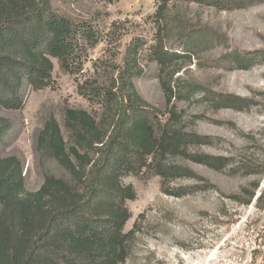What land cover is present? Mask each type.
Here are the masks:
<instances>
[{"label": "rangeland", "instance_id": "obj_1", "mask_svg": "<svg viewBox=\"0 0 264 264\" xmlns=\"http://www.w3.org/2000/svg\"><path fill=\"white\" fill-rule=\"evenodd\" d=\"M48 2L55 15L90 28L97 40L84 44L76 73L60 75L52 60L48 88L33 91L23 81L21 108H0L11 122L0 156L21 161L25 189L43 183L35 147L44 122L53 117L68 140L63 110L98 116L101 101L90 91L117 84L124 59L137 51V94L162 125L192 138L163 160L186 170L180 177L122 179L136 193L126 202L131 217L124 232L134 236L124 264H264V0H231L221 8L210 0L171 1L172 98L153 56L157 0Z\"/></svg>", "mask_w": 264, "mask_h": 264}, {"label": "trees", "instance_id": "obj_2", "mask_svg": "<svg viewBox=\"0 0 264 264\" xmlns=\"http://www.w3.org/2000/svg\"><path fill=\"white\" fill-rule=\"evenodd\" d=\"M157 1L159 33L153 56L161 67L163 90L172 98L177 72L169 71L167 63L174 55L166 48L177 30L168 19L172 0ZM210 1L221 8L231 0ZM96 40L90 28L55 15L48 0H0V108H21L23 81L33 91L48 88L52 60L60 75L76 73L84 44L91 48ZM136 55L124 59L111 89L90 91L101 101L98 116L63 110L68 140L53 117L44 122L35 147L43 178L39 190L25 189L17 157L0 156V264H124L134 236V230L124 232L131 217L126 202L136 193L122 179L128 174L140 180L157 175L164 181L186 171L163 160L192 136L162 125L139 97L132 83L140 74ZM10 127L0 116V143Z\"/></svg>", "mask_w": 264, "mask_h": 264}]
</instances>
